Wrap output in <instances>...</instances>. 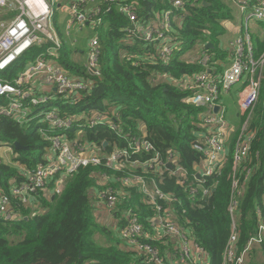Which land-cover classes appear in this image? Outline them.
<instances>
[{
	"label": "trees",
	"instance_id": "16d2710c",
	"mask_svg": "<svg viewBox=\"0 0 264 264\" xmlns=\"http://www.w3.org/2000/svg\"><path fill=\"white\" fill-rule=\"evenodd\" d=\"M175 1H124V4L133 3L134 11L144 21L172 12L170 42L174 53L168 64L159 58L158 43L149 44L126 33L131 29V21L127 15L119 13V4L101 3L103 12L99 18L102 24L96 29L101 48L100 75L95 78L91 90L81 93L78 102L65 104L59 101V108L66 118H75L78 124L92 120L95 115L102 119L103 122L92 129L80 130L75 123L72 129L63 133L70 139L81 137L82 142L97 144L103 155L102 163L81 168L69 176L61 194L54 199L41 192L28 207L12 198L13 219L5 220L0 216V264L141 263L135 251L128 253L120 249L123 240L96 219L95 201L107 205L110 195L118 196L119 200L124 198L112 209L117 222L128 211H134L148 233L146 243L157 248L163 257L171 253L180 258L181 239L167 235L159 237L150 228L155 208L136 188L123 185V178L130 174L155 179L163 193L176 199L172 204L160 205L165 211L174 212L186 238L204 250L206 256L199 264H224L225 249L232 233L228 208L234 176L240 180L236 218L239 255L256 233L260 218L264 220V73L260 96L249 121L248 130L254 134V140L248 156L234 168L237 131L230 136L218 173L197 181L195 176L203 156L194 149V144L202 135L201 124L206 109L187 104L186 100L193 92L179 81L205 70L199 63V58L205 54L210 56L215 74H221L229 64L232 53L221 48L219 38L224 32L222 22L233 19L234 5L232 0H181L182 6L176 8ZM260 26L264 29V23ZM253 33L255 57L259 58L264 52V37L260 32ZM64 42L61 65L75 75L85 76V68L78 67L68 57L71 50L67 46L74 52L78 47H72L68 39ZM209 43L214 48L206 49ZM196 48H200L199 58L193 62L185 61L184 56ZM40 54L41 50L34 48L18 65L23 66ZM159 75H167L173 82H159ZM84 112L88 115L80 118ZM244 120L241 117L239 124ZM111 123L118 126L120 132L113 131ZM41 127L47 128L42 119L20 125L14 119L0 117V145L11 147L16 155L12 163H6L0 157V193L10 194L13 187L27 180V172L47 165L44 155L51 153L52 145L39 133ZM132 139L150 141L155 153L131 155L121 169L108 167L105 156L115 147H127ZM105 142L109 146L104 147ZM15 143L29 150H18ZM170 153L189 173L186 186L180 185L169 171L159 176L156 170L130 166L133 161H147L158 154L166 160ZM199 184L209 190L208 195ZM50 187H54V181ZM191 188L196 191L192 192ZM98 236L105 238L104 243L96 240ZM244 264H264V244L255 246Z\"/></svg>",
	"mask_w": 264,
	"mask_h": 264
},
{
	"label": "built area",
	"instance_id": "2783aa9c",
	"mask_svg": "<svg viewBox=\"0 0 264 264\" xmlns=\"http://www.w3.org/2000/svg\"><path fill=\"white\" fill-rule=\"evenodd\" d=\"M59 0H0V117L12 118L20 125H26L33 119H42L47 128H41L42 136L51 142L55 152V159L47 165L38 166L35 171L27 172V180L11 189V194H0V216L5 220L13 219L9 208L12 198H17L22 204H29L33 197L46 189L50 180L56 179L58 174L63 176L56 179L55 193H60L64 179L87 166H98L102 163V152L97 144H89L78 139H68L63 133L70 130L76 122L75 118L65 117L60 108V102H78L82 92L93 87V79L100 75L99 59L101 55L98 37H94L88 47V62L85 68L86 76H76L69 73L60 63L61 50L64 42L54 25V6ZM123 0H71L69 10L72 18L67 28L74 25L82 28L92 24L94 27L101 23L95 20L103 12L102 2L114 4ZM241 12V34L231 42V61L221 74H215L211 65L210 56L205 54L199 58V63L205 68L199 74L184 77L179 84L190 89L193 96L186 102L197 108H205L203 126L206 133L202 134L194 144V149L202 153V166L196 173L195 179L204 181L218 172L223 160L230 136L239 131L235 147L234 168L245 159L251 149L254 134L249 129V121L260 96L264 73V52L255 57L254 42L249 31V22L264 23V0H232ZM181 0L174 2V7H180ZM134 4H121L120 13L127 15L131 20V29L126 31L131 37L142 39L145 42L159 44V58L168 64L174 53L171 44L172 12L157 15L149 21H140L133 9ZM69 36V32L66 34ZM39 48L41 54L33 60L25 62L18 75L10 80L5 77L13 73L21 58L28 52ZM168 80L169 76L165 75ZM164 76V77H165ZM240 86L237 91V115L245 118L238 126L229 122L228 108L225 106V96L234 87ZM60 101V102H59ZM57 103V105L54 104ZM57 106V107H56ZM219 110L215 112V108ZM43 110V114H41ZM39 111V113H38ZM82 115L87 116L88 112ZM98 115L89 121L90 127L101 122ZM111 129L120 132L118 126L111 123ZM62 133V134H60ZM140 153H155L154 145L147 140L132 139L125 148H113L110 155L105 156L106 165L121 169L131 155ZM178 158L170 153L166 160L154 155L147 161H133L130 166L156 170L159 176L168 172L173 175L180 185L186 186L189 182V173L178 164ZM172 165V168L168 165ZM197 174L201 178H197ZM122 183L129 188H136L149 205L155 210L150 228L165 231V235L181 239L180 260L188 264H199L205 257L200 247L191 245L184 235L183 229L176 221L174 212L164 210L161 203L172 204L176 199L163 193L155 179L144 175L130 174L123 178ZM205 195L209 190L204 184H199ZM195 192V188H191ZM240 194V180L235 178L232 185V197L229 204V214L232 219V233L224 254V264H244L251 250L264 244V220L260 218L256 233L249 239L245 249L238 253V200ZM104 198V194H102ZM118 196L110 195L107 205L115 209L120 201ZM259 215L261 211H258ZM123 221V224L121 222ZM121 239L130 245L142 260V264H167L166 257L152 245L146 243L148 233L143 223L134 211H128L118 221Z\"/></svg>",
	"mask_w": 264,
	"mask_h": 264
},
{
	"label": "rangeland",
	"instance_id": "374dc122",
	"mask_svg": "<svg viewBox=\"0 0 264 264\" xmlns=\"http://www.w3.org/2000/svg\"><path fill=\"white\" fill-rule=\"evenodd\" d=\"M70 0H61L58 2V5L55 8V15H54V20L57 23V27L63 37V39H68L69 41H76L77 42V47L78 49L81 51L78 52H74L75 50H73L70 46H67V48H69L71 51H69L68 53V57L70 59V61H72L74 64H76L78 67L80 68H85L86 63L88 61V55H89V51H88V44L90 42V40L92 39V37L94 35L97 34V31H94L90 26L88 25H84L82 28H80L77 25H74L71 29L67 28L68 22L69 20L72 18L71 14L68 12V4H69ZM60 6V7H59ZM233 19H231L230 21H226V23H234L236 25V27H234L233 30H236L238 23H240V30H241V17L239 12L236 10L238 9L235 5L233 6ZM68 9V11H66ZM258 23L254 22L253 20L249 22V27L251 28V31L253 32H257L260 31L259 28L257 27ZM69 32V38L66 37V34ZM230 30H227L226 27H224V32L221 35V37L219 38L221 41V48L223 50H226L228 47V43L230 42V40H232L234 37L230 38ZM201 55L200 52V48H196L194 51L189 52L188 54H186L184 56L185 61H190L193 62L196 59L199 58V56ZM20 71V69H16L15 74H18V72ZM69 71V70H68ZM71 72V71H69ZM167 78L166 76L164 77V75H159L157 78V81L159 82H163L166 81ZM240 89V86H236L233 88V90L226 96L225 98V105L228 108V112H229V119H233L234 123L236 126L239 125V123L237 122L236 118L234 117V115H237V91ZM55 105H57V103L54 102ZM57 107V106H56ZM59 108V107H57ZM42 112L41 114H43V110L40 111ZM39 113V111H38ZM83 115H80V118ZM241 117V116H239ZM39 123V121H37ZM0 156L2 157H6L7 162L11 163L9 159H14L13 158V152L12 150H9L7 147H5L3 144L0 145ZM16 159V156H15ZM96 202V219L98 221V223L103 224L104 226H106V228L108 230H112L111 229V224H109L110 222V216L113 215L112 213V209L111 208H106L103 204L101 203H97ZM101 209H105L107 210V212H109L110 216L106 215V213L103 212H99ZM113 218V217H112ZM114 220L116 221V219L114 218ZM116 223V222H115ZM96 240L98 242H102L103 239L97 237Z\"/></svg>",
	"mask_w": 264,
	"mask_h": 264
},
{
	"label": "bare ground",
	"instance_id": "6f19581e",
	"mask_svg": "<svg viewBox=\"0 0 264 264\" xmlns=\"http://www.w3.org/2000/svg\"><path fill=\"white\" fill-rule=\"evenodd\" d=\"M59 1H61V0H59ZM59 1H57L56 2V4H55V6H54V12H55V8H56V6L58 5V2ZM71 1V0H70ZM69 1V2H70ZM124 1H126V0H123L121 3H117V4H119L120 6H121V4H124V3H126V2H124ZM70 4H68V9H69V6ZM120 6H119V9H120ZM182 6V5H181ZM60 7V6H59ZM70 14H71V12H70V10L68 11ZM119 13H120V11H119ZM241 13V12H240ZM54 15H55V13H54ZM137 16H138V14H136ZM159 15V14H158ZM100 17V15H97L96 17H95V20H98V19H101V18H99ZM138 19H139V17H138ZM140 21H142L141 19H139ZM131 21V20H130ZM149 21V20H148ZM256 23H258V24H260L261 22H256ZM100 24H102V19H101V23ZM100 24L99 25H97L96 27H94L92 24H87L88 26H90L94 31H96V29L98 28V26H100ZM54 25H55V28L58 30V32H59V34H60V37H61V40L64 42V39H63V37H62V35H61V33H60V31H59V29H58V27H57V23L55 22V20H54ZM249 31H251V28L249 27ZM241 34H244V32H241ZM66 37L67 38H69V36H67L66 35ZM94 37H98L97 35H94L93 37H92V39L94 38ZM91 39V40H92ZM90 40V41H91ZM99 40V39H98ZM142 40V39H141ZM70 43H71V46L73 47H75V46H77L78 44H77V42L76 41H71L70 40ZM90 43V42H89ZM99 44H100V42H99ZM64 45H66L65 44V42H64ZM87 47H89V44H88V46ZM100 50H101V48H100ZM29 53V52H28ZM28 55V54H27ZM23 58H21L20 60H19V62L22 60ZM19 62H18V64H19ZM88 62V61H87ZM61 63V62H60ZM86 65H87V63H86ZM24 66V65H23ZM23 66L22 65H16L14 68H13V73H11V74H8V75H6V79L7 80H10V79H12L13 77H16L18 74H15V71H16V69H22L23 68ZM85 68H86V66H85ZM69 73H71V72H69ZM72 75H75V74H73V73H71ZM76 76H81V75H76ZM85 76H86V72H85ZM84 76V77H85ZM10 77H12V78H10ZM187 77L188 76H185V78H186V80H187ZM96 78V77H95ZM95 78L93 79V85H94V80H95ZM169 82H173V80H168ZM181 82V81H180ZM226 106V105H225ZM218 107V106H217ZM42 110V109H41ZM83 114V113H82ZM83 116H85V115H83ZM227 118H228V120H229V114L227 115ZM236 118V120L238 121V123H239V120H240V118L241 117H235ZM12 119V118H11ZM37 118H35V119H33V120H36ZM39 119V118H38ZM97 121H99V122H101L102 121V119L99 117V119H96ZM89 121H91V120H89ZM89 121L88 122H86V123H82V124H78L77 123V121L75 122L77 125H78V127L79 128H81L80 130H83V129H92L93 127H90V125H89ZM75 124V125H76ZM74 125V126H75ZM232 125L234 126L235 124H233L232 123ZM73 126V127H74ZM203 126V121H202V124H201V127ZM72 127V128H73ZM95 127V126H94ZM42 128V127H41ZM41 128H39V133H41ZM71 128V129H72ZM110 128H111V124H110ZM202 129H203V132H201L202 134H205V132L204 131H206V129L204 128V127H202ZM237 131H234L233 132V134H235ZM65 133V132H64ZM82 133L83 132H81V134L80 135H82ZM240 133V132H239ZM65 135V134H64ZM79 136V135H78ZM67 137V136H66ZM68 138V137H67ZM68 139H70V138H68ZM74 139H78V140H80L81 141V137H77V138H74ZM108 143V142H107ZM228 145V144H227ZM107 146H109V144H107ZM8 147V146H7ZM11 150H12V152H13V149L11 148V147H9ZM50 155H51V159H50V157H48L47 156V160H48V163L47 164H49L50 162H52L54 159H55V152L53 151V149L51 150V153H50ZM223 155H226V152L223 154ZM54 156V157H53ZM170 165V164H169ZM168 165V166H169ZM201 166H202V163L200 164V167L199 168H201ZM198 167V166H197ZM172 168V167H171ZM25 171V170H24ZM218 173V172H217ZM198 175V174H197ZM200 175V174H199ZM61 176H63V173H61V174H58L57 175V177H56V179L58 178V177H61ZM201 176V175H200ZM63 179H64V181H63V186H62V190H63V187H64V185H65V181H66V179L68 178H66V177H62ZM198 178V177H197ZM56 179H53V180H50L48 183H47V186H46V189L44 190V191H42V192H44L45 194V197H51V198H55V196L56 195H60L61 194V192H62V190H61V192L60 193H55V187L57 186V184H56ZM54 181V187L52 188V190H53V193H52V195H50L48 192H45V191H48V189L49 188H51L50 187V183L51 182H53ZM14 188V187H13ZM1 194V193H0ZM11 194V193H10ZM35 198H36V196L35 197H33L32 198V200H31V202L29 203V204H27V205H25V204H23V205H25V206H31V205H33L34 204V202H35ZM16 200H19V199H17V198H15ZM20 202V201H19ZM21 203V202H20ZM12 204H13V201H12ZM106 206V208H110V206H108V205H105ZM12 207V206H11ZM10 207V208H11ZM10 208H9V210H10ZM163 234L165 235L166 233H165V231H163ZM184 263H187V262H184Z\"/></svg>",
	"mask_w": 264,
	"mask_h": 264
},
{
	"label": "crops",
	"instance_id": "0c3cea01",
	"mask_svg": "<svg viewBox=\"0 0 264 264\" xmlns=\"http://www.w3.org/2000/svg\"><path fill=\"white\" fill-rule=\"evenodd\" d=\"M238 12H239V14L241 15V13H240V11L238 10V9H236ZM66 11H68V9L66 10ZM226 21H230V20H225V21H223L222 22V26L223 27H226V29L227 30H230V37H229V39L230 38H232V37H234L232 40H230V42L228 43V47H227V49L225 50L226 52H231L232 53V48H231V42L235 39V38H237V37H239L240 35H241V30H240V23H238V25H237V28H236V30H233L234 29V27H236V25L234 24V23H226ZM241 21V20H240ZM258 28H259V30L260 31H257V32H260L261 33V35H262V37H264V29H262L261 28V26H260V24H258V26H257ZM251 32V35H252V33H253V31H250ZM255 33V32H254ZM253 33V34H254ZM256 34V33H255ZM258 35V34H257ZM252 39H253V36H252ZM220 43H221V41H220ZM78 51H80L79 49L77 50V52ZM81 52V51H80ZM230 61H231V59H230ZM218 62H220V61H218ZM230 63V62H229ZM221 67H223V69H224V65L221 63ZM227 96V95H226ZM226 96H225V98H226ZM224 98V99H225ZM234 117H238V115H234ZM229 122L230 123H234V120L233 119H229ZM238 122V121H237ZM5 147H7V146H5ZM9 150H11L9 147H7ZM15 154H13V160L12 159H9V160H11L10 162L12 163V161H14L15 160ZM45 157L46 156H48V157H50V159L52 158L51 157V155L50 154H45L44 155ZM6 163H9V162H7V159H6V157H2V156H0ZM54 157V156H53ZM0 158V159H1ZM23 169H25V167L23 168ZM45 192H48L50 195H52V193H53V190L51 189V188H49L48 189V191H45ZM97 203H100V202H97ZM101 204H103V203H101ZM104 206H105V204H103ZM32 206V205H31ZM106 207V206H105ZM40 211V210H39ZM10 212L12 213V214H14V212H13V208L11 207L10 208ZM99 212H103V213H106V215H108V216H110V215H112V214H110L109 212H107V210H105V209H101ZM95 216H96V210H95ZM113 217V218H112ZM110 218V222H109V224H111V229H112V231L114 232V234H115V236L116 237H118V239H120V241L122 240L121 239V237H120V227L118 226V222L117 221H115L114 220V216L112 215V216H110L109 217ZM116 222V223H115ZM103 225V224H102ZM111 231V230H110ZM156 233H157V235L160 237L161 235H164L163 234V230H159V231H155ZM99 238H101V239H103V241L102 242H100V243H104V241H105V238L104 237H102V236H98ZM153 237H154V239H155V235H153ZM191 242V245L193 246V242H192V240L190 241ZM120 249H122L123 251H125V252H128V253H135L134 252V250H133V248L132 247H130V245H128L127 243H124L123 241L121 242V244H120ZM137 257L140 259V257L137 255ZM166 262H167V264H188V263H184V262H182L181 260H180V258H177L176 256H174V255H172L171 253H167V255H166ZM139 264H142V262L141 263H139Z\"/></svg>",
	"mask_w": 264,
	"mask_h": 264
},
{
	"label": "water",
	"instance_id": "95a60500",
	"mask_svg": "<svg viewBox=\"0 0 264 264\" xmlns=\"http://www.w3.org/2000/svg\"><path fill=\"white\" fill-rule=\"evenodd\" d=\"M204 6H208V4L207 3H204ZM209 48H214V46L212 45V43H209L208 45H206V49H209ZM219 110V107H216L215 108V112H217ZM107 142H105L104 143V147H106L107 146ZM15 147H16V149H18V150H25V151H28L29 150V148L28 147H26V148H24L23 146H21L19 143H15ZM168 167H172V165H169ZM197 177L198 178H201V176L198 174L197 175Z\"/></svg>",
	"mask_w": 264,
	"mask_h": 264
}]
</instances>
